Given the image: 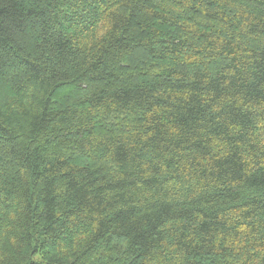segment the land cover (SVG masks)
Returning <instances> with one entry per match:
<instances>
[{
	"label": "trees",
	"instance_id": "obj_1",
	"mask_svg": "<svg viewBox=\"0 0 264 264\" xmlns=\"http://www.w3.org/2000/svg\"><path fill=\"white\" fill-rule=\"evenodd\" d=\"M0 264H264V0H0Z\"/></svg>",
	"mask_w": 264,
	"mask_h": 264
}]
</instances>
